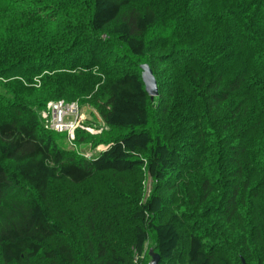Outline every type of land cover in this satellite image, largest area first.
Wrapping results in <instances>:
<instances>
[{"label": "trees", "instance_id": "obj_1", "mask_svg": "<svg viewBox=\"0 0 264 264\" xmlns=\"http://www.w3.org/2000/svg\"><path fill=\"white\" fill-rule=\"evenodd\" d=\"M59 100L107 131L63 146L41 115ZM149 248L264 264V0H0V264Z\"/></svg>", "mask_w": 264, "mask_h": 264}, {"label": "built area", "instance_id": "obj_2", "mask_svg": "<svg viewBox=\"0 0 264 264\" xmlns=\"http://www.w3.org/2000/svg\"><path fill=\"white\" fill-rule=\"evenodd\" d=\"M78 103H67L63 100L51 101L43 113L45 127L48 130L57 133H66L70 145L76 148L74 144L75 132L77 129L88 130L84 126V118ZM84 157L90 158L81 152ZM92 157V154H91Z\"/></svg>", "mask_w": 264, "mask_h": 264}, {"label": "rangeland", "instance_id": "obj_3", "mask_svg": "<svg viewBox=\"0 0 264 264\" xmlns=\"http://www.w3.org/2000/svg\"><path fill=\"white\" fill-rule=\"evenodd\" d=\"M37 82L39 83L38 80H37ZM81 110H82V114H83L82 117L84 118L85 122L88 125V126H86V124H84V126L89 128L87 130L88 133L95 135L97 133H102L103 131H107L108 128H107L105 122L103 121L102 117L99 115V113L94 108H92V107H90L88 105H85V106L82 107ZM43 113H44V111L41 114L42 117H43ZM62 145L65 146V147L74 148L72 145L70 146L68 136H67V142H64ZM81 148L82 149L80 150V152H83L85 155L90 157V158H87V159H92L94 157H97L98 153H100V152L104 151L105 149H107V147L104 146V145L98 146V148L93 149L92 146H90L89 144H84ZM92 151H94V153H92ZM91 154H92V157H91ZM150 186H151V183L147 182V184H146V182H145V196L147 194H149ZM147 189H148V191H147ZM149 250H150V248L146 249V252L142 256V258L139 259V260L136 259L135 262L138 261L137 263L141 264L140 261H145L147 255H149Z\"/></svg>", "mask_w": 264, "mask_h": 264}, {"label": "water", "instance_id": "obj_4", "mask_svg": "<svg viewBox=\"0 0 264 264\" xmlns=\"http://www.w3.org/2000/svg\"><path fill=\"white\" fill-rule=\"evenodd\" d=\"M141 68L146 92L150 95L151 99H154V97L159 95V89L153 70L148 64L142 65ZM149 256L151 257V260L148 264H159L161 256L156 253L153 248L149 250ZM243 264H246L245 260H243Z\"/></svg>", "mask_w": 264, "mask_h": 264}, {"label": "crops", "instance_id": "obj_5", "mask_svg": "<svg viewBox=\"0 0 264 264\" xmlns=\"http://www.w3.org/2000/svg\"><path fill=\"white\" fill-rule=\"evenodd\" d=\"M92 153H94V151H92Z\"/></svg>", "mask_w": 264, "mask_h": 264}, {"label": "snow or ice", "instance_id": "obj_6", "mask_svg": "<svg viewBox=\"0 0 264 264\" xmlns=\"http://www.w3.org/2000/svg\"><path fill=\"white\" fill-rule=\"evenodd\" d=\"M75 178V177H74Z\"/></svg>", "mask_w": 264, "mask_h": 264}]
</instances>
